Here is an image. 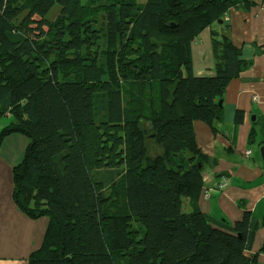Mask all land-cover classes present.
Wrapping results in <instances>:
<instances>
[{
    "label": "trees",
    "instance_id": "trees-1",
    "mask_svg": "<svg viewBox=\"0 0 264 264\" xmlns=\"http://www.w3.org/2000/svg\"><path fill=\"white\" fill-rule=\"evenodd\" d=\"M252 6L0 0V118L10 120L0 144L29 140L12 199L48 219L28 264H257L246 255L258 229L250 213L227 234L198 208L182 210L208 162L193 122L216 132L227 84L251 65L223 16ZM207 28L215 76L195 77L191 43Z\"/></svg>",
    "mask_w": 264,
    "mask_h": 264
},
{
    "label": "crops",
    "instance_id": "crops-1",
    "mask_svg": "<svg viewBox=\"0 0 264 264\" xmlns=\"http://www.w3.org/2000/svg\"><path fill=\"white\" fill-rule=\"evenodd\" d=\"M251 1L250 10L230 9L223 16L231 42L241 52L240 60L251 65L227 84L216 132L202 121L193 122L196 145L208 162L201 166L199 197L185 202L190 211L198 208L214 228L227 234H235V223L250 213L258 229L246 255L264 264V162L259 152L264 146V0ZM213 27L220 29L218 24ZM191 53L193 75L214 77L209 28L191 43ZM28 144V138L16 133L0 144V264H28L41 248L48 225L45 217L29 218L12 199L13 168ZM222 178L225 186L218 189Z\"/></svg>",
    "mask_w": 264,
    "mask_h": 264
},
{
    "label": "rangeland",
    "instance_id": "rangeland-1",
    "mask_svg": "<svg viewBox=\"0 0 264 264\" xmlns=\"http://www.w3.org/2000/svg\"><path fill=\"white\" fill-rule=\"evenodd\" d=\"M57 10H58V7L56 6L48 15V18L49 19H53L57 13ZM9 119L7 117H2L0 118V131L9 123ZM159 148V147H158ZM158 148L157 147H154V146H150L149 149H150V154L151 155H154L155 153H158ZM160 151H161V148H159ZM182 210L184 212H189L190 211V208L187 207L186 205V202L183 204V207H182Z\"/></svg>",
    "mask_w": 264,
    "mask_h": 264
},
{
    "label": "built area",
    "instance_id": "built-area-1",
    "mask_svg": "<svg viewBox=\"0 0 264 264\" xmlns=\"http://www.w3.org/2000/svg\"><path fill=\"white\" fill-rule=\"evenodd\" d=\"M246 155L247 156L250 155V151H247L246 152ZM225 183H226V179L225 178H222L221 182L217 186L218 189L224 187L225 186ZM209 194H210V191L205 192V194H204L205 198H208L209 197Z\"/></svg>",
    "mask_w": 264,
    "mask_h": 264
},
{
    "label": "water",
    "instance_id": "water-1",
    "mask_svg": "<svg viewBox=\"0 0 264 264\" xmlns=\"http://www.w3.org/2000/svg\"><path fill=\"white\" fill-rule=\"evenodd\" d=\"M219 103L221 104V100L219 101ZM259 152H260V156L262 158V161L264 162V146H260ZM198 167L200 169L201 168V164H199Z\"/></svg>",
    "mask_w": 264,
    "mask_h": 264
}]
</instances>
